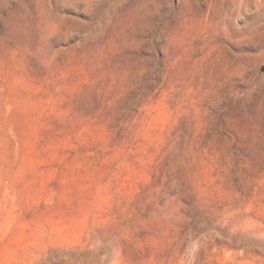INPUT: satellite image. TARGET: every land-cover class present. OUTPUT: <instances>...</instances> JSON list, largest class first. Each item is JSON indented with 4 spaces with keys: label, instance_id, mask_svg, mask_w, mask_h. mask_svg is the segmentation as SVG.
<instances>
[{
    "label": "rangeland",
    "instance_id": "374dc122",
    "mask_svg": "<svg viewBox=\"0 0 264 264\" xmlns=\"http://www.w3.org/2000/svg\"><path fill=\"white\" fill-rule=\"evenodd\" d=\"M264 0H0V264H264Z\"/></svg>",
    "mask_w": 264,
    "mask_h": 264
},
{
    "label": "water",
    "instance_id": "95a60500",
    "mask_svg": "<svg viewBox=\"0 0 264 264\" xmlns=\"http://www.w3.org/2000/svg\"><path fill=\"white\" fill-rule=\"evenodd\" d=\"M264 70V69H263Z\"/></svg>",
    "mask_w": 264,
    "mask_h": 264
}]
</instances>
